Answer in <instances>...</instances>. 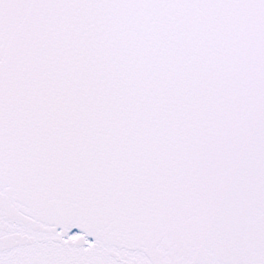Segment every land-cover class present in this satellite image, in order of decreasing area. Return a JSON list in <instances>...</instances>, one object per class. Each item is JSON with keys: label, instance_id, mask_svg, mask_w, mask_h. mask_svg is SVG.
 <instances>
[{"label": "snow or ice", "instance_id": "1", "mask_svg": "<svg viewBox=\"0 0 264 264\" xmlns=\"http://www.w3.org/2000/svg\"><path fill=\"white\" fill-rule=\"evenodd\" d=\"M0 264H264V0H0Z\"/></svg>", "mask_w": 264, "mask_h": 264}]
</instances>
